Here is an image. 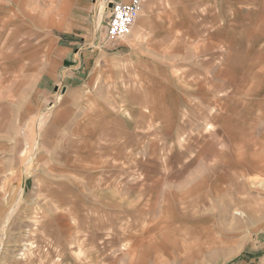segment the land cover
<instances>
[{
  "label": "rangeland",
  "instance_id": "obj_1",
  "mask_svg": "<svg viewBox=\"0 0 264 264\" xmlns=\"http://www.w3.org/2000/svg\"><path fill=\"white\" fill-rule=\"evenodd\" d=\"M93 1L87 29L93 34L103 3L98 41L105 43L107 3ZM242 1L247 0L235 3L233 51L219 52L222 65L214 69L225 98L214 116L209 105L206 111L193 104L171 112L168 146L155 148L154 162H139L138 172L131 170L127 148L119 155L116 148L83 145L55 130L61 85L55 91L44 83L48 92L35 91L29 99L22 85L0 84V264H260L264 188L237 176V151L252 119L248 114L262 107L264 48L258 43L264 37V0ZM14 38L8 37L10 44ZM29 41L27 59L38 53ZM117 43L106 44L109 53ZM207 85L186 87L193 92ZM169 87L182 90V85ZM215 124V140L233 145L227 156L233 159L232 181L225 163L196 158ZM135 151L141 157L150 149ZM217 188L220 195L208 193ZM217 232L222 240L215 245ZM228 247L236 249L234 256L241 253L227 261Z\"/></svg>",
  "mask_w": 264,
  "mask_h": 264
},
{
  "label": "crops",
  "instance_id": "obj_2",
  "mask_svg": "<svg viewBox=\"0 0 264 264\" xmlns=\"http://www.w3.org/2000/svg\"><path fill=\"white\" fill-rule=\"evenodd\" d=\"M104 1L107 6L110 2H132ZM236 1L147 0L137 24L126 39L114 45L111 54L106 45L109 42L98 41L106 10L103 3L96 18L97 28L91 34L87 24L95 6L93 0H0V84L22 85L29 99L35 91L48 92V88L42 87L44 83L54 86L55 91L61 85L63 93L57 100L55 130L65 131L68 140H79L83 145L116 148L119 155L121 149L127 148L133 159L131 170L138 172L139 162H154L155 148L168 146L171 112L194 105L206 111L209 105L208 112L214 116L218 101L225 98L218 91L214 69L222 65L219 52L233 51ZM10 36L15 37L12 44ZM29 40L38 53L27 59V51L31 50L27 47ZM258 47L264 48V37ZM10 63H16V67L11 68ZM191 83L208 85L190 92L186 84ZM170 84L182 85V90L171 92ZM203 88L206 90L202 91ZM262 95V107L248 114L252 119H248L246 135L241 139V153L237 151L241 160L237 176L252 185L254 180L264 182ZM207 100L212 103L207 104ZM229 113L227 122L232 121ZM213 128L209 129L211 137L200 143L196 158H207L215 165L225 163L231 169L232 181L233 168L228 164L233 159L227 156L232 154L229 148L233 145L229 146L227 140H215L217 125ZM230 136L226 133L233 142L232 133ZM137 148L150 152L137 158ZM225 189L230 195L228 183ZM232 190L233 187L231 193ZM221 192V188L213 193L208 191L210 195ZM235 215L245 217L241 212ZM213 236L215 245L222 240L218 232ZM235 251L224 248L227 261L241 253L234 256ZM258 260L264 264V254H259Z\"/></svg>",
  "mask_w": 264,
  "mask_h": 264
},
{
  "label": "built area",
  "instance_id": "obj_3",
  "mask_svg": "<svg viewBox=\"0 0 264 264\" xmlns=\"http://www.w3.org/2000/svg\"><path fill=\"white\" fill-rule=\"evenodd\" d=\"M147 0H132L129 4L110 2L107 6L105 42H118L126 39L137 24L143 4ZM4 243L0 241V257Z\"/></svg>",
  "mask_w": 264,
  "mask_h": 264
},
{
  "label": "bare ground",
  "instance_id": "obj_4",
  "mask_svg": "<svg viewBox=\"0 0 264 264\" xmlns=\"http://www.w3.org/2000/svg\"><path fill=\"white\" fill-rule=\"evenodd\" d=\"M28 154V153H27ZM30 154V153H29ZM30 156V155H29ZM253 185L255 186V187H260V186H262L263 188H264V182L263 181H260V180H254L253 181ZM237 215V214H236Z\"/></svg>",
  "mask_w": 264,
  "mask_h": 264
}]
</instances>
